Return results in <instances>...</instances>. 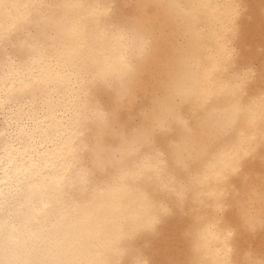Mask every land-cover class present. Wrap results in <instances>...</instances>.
<instances>
[{"label": "bare ground", "instance_id": "bare-ground-1", "mask_svg": "<svg viewBox=\"0 0 264 264\" xmlns=\"http://www.w3.org/2000/svg\"><path fill=\"white\" fill-rule=\"evenodd\" d=\"M50 3L0 0V15L7 14L0 23V47L7 51L0 55V204L10 205L6 221L0 214V227L13 246L47 244L88 256L91 246L111 247L126 235L119 228L105 238L111 216L67 204L68 174L87 143L101 155L135 162L119 182L103 187L113 215L129 196L137 201L131 242L138 259L192 264L194 239L185 234L191 222L170 207L183 194L173 188L163 147L182 137L169 127L161 100L181 56L207 33V17L216 44L201 49L195 102L204 110L221 95L237 102L231 109L235 131L227 139L206 134L184 101L178 105L196 157L194 180L219 217L200 226L196 242L231 264H264V0H192L184 9H174L170 0H62L58 35L44 32ZM134 33L149 41L146 51L132 49ZM125 73L121 90L116 81ZM41 87L45 93L37 95ZM89 109L102 119L89 122ZM145 140L153 149L141 153L138 142ZM146 173L158 183L145 184Z\"/></svg>", "mask_w": 264, "mask_h": 264}, {"label": "clouds", "instance_id": "clouds-1", "mask_svg": "<svg viewBox=\"0 0 264 264\" xmlns=\"http://www.w3.org/2000/svg\"><path fill=\"white\" fill-rule=\"evenodd\" d=\"M94 2V0H93ZM174 9H184L192 5V0H170ZM51 10L52 18L44 28L45 33L59 34L61 31V20L64 16L65 7L62 0H52L48 5ZM209 28L206 34H202L199 42L192 44L188 50L179 59L175 70L170 78L165 82L167 90V99L161 100V111L168 117L169 127L175 128L182 137L178 143L165 142L163 147L169 151V168L174 177L173 188L177 193H182L181 199L172 198L170 207L177 209L181 218L187 217L191 222V227L185 233L191 235L194 239L193 252L195 258L192 264H231L227 256H209L196 242L200 226L217 220L215 205L208 203L201 198L204 188L195 182L194 176L196 169L194 167L196 157L190 152L191 142L187 138L190 129L183 127L178 121L179 102L184 101L187 106L188 114L193 120L205 124L206 134L227 139L234 133L233 121L235 114L232 106L237 101L230 95H221L217 97L216 102L207 110L195 102L194 93L199 86V68L202 63L201 49L209 46H215L214 23L207 17L203 18ZM7 22V14L0 15V23ZM131 47L136 52L147 50L149 41L134 33L130 41ZM18 52L24 53L26 50L18 48ZM0 55H7V51L0 47ZM127 73L117 77L116 84L123 90L126 87ZM45 90L41 87L37 89V95H44ZM86 119L89 122H95L102 119L94 110L89 109L86 113ZM241 122H246L245 117L241 115ZM264 124V116L261 118ZM264 135V133H262ZM138 151L147 153L153 149L150 141H139ZM134 161L124 158L112 159L109 156L101 155L97 150L88 147L85 143L84 151L77 163L72 165L68 178V191L66 200L69 208L74 203H79L85 208L95 210L100 217L111 216V222L104 226L103 235L105 238H111L114 230L123 228L126 235L111 247H100L93 245L92 254L85 256L78 252L68 249L51 248L47 244H38L21 249L14 247L8 231L0 227V264H144L138 259L139 252L131 242V234L136 228L135 216L139 208L134 196H129L127 205L118 213L113 215L110 205L111 194L103 186L109 182H119L121 172L125 168L133 167ZM144 183L152 186L158 183L157 178L150 173L143 177ZM7 203L0 204V214L5 221L9 215ZM84 208L72 213L69 223L71 224L78 218V213ZM154 214H158V209ZM249 264H255L250 261Z\"/></svg>", "mask_w": 264, "mask_h": 264}, {"label": "snow or ice", "instance_id": "snow-or-ice-1", "mask_svg": "<svg viewBox=\"0 0 264 264\" xmlns=\"http://www.w3.org/2000/svg\"><path fill=\"white\" fill-rule=\"evenodd\" d=\"M262 87H264V74L261 75Z\"/></svg>", "mask_w": 264, "mask_h": 264}]
</instances>
